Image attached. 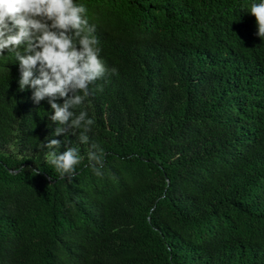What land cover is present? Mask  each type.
<instances>
[{
	"label": "trees",
	"instance_id": "obj_1",
	"mask_svg": "<svg viewBox=\"0 0 264 264\" xmlns=\"http://www.w3.org/2000/svg\"><path fill=\"white\" fill-rule=\"evenodd\" d=\"M80 2L108 69L86 102L103 176L0 64V264H264L253 0ZM52 138L85 157L72 179L46 160Z\"/></svg>",
	"mask_w": 264,
	"mask_h": 264
},
{
	"label": "clouds",
	"instance_id": "obj_2",
	"mask_svg": "<svg viewBox=\"0 0 264 264\" xmlns=\"http://www.w3.org/2000/svg\"><path fill=\"white\" fill-rule=\"evenodd\" d=\"M245 13L255 18L256 35L264 38V0H253ZM94 32L88 7L80 0H0V64L12 60L19 91H30L36 105L46 101L51 109L47 117L57 125L55 137L67 129L73 134L79 130V144H90L87 167L101 177L106 153L90 143L95 119L86 102L95 94L90 86L108 69ZM111 71L118 74L116 68ZM43 147L48 149L47 162L61 177L72 179L85 159L78 145L65 143L61 151V139L52 138Z\"/></svg>",
	"mask_w": 264,
	"mask_h": 264
}]
</instances>
